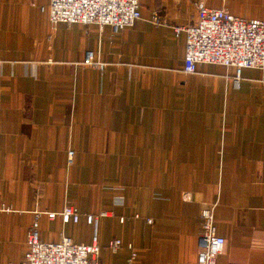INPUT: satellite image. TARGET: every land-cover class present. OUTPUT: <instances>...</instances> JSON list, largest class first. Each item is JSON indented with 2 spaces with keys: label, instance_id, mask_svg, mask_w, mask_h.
I'll return each mask as SVG.
<instances>
[{
  "label": "crops",
  "instance_id": "0c3cea01",
  "mask_svg": "<svg viewBox=\"0 0 264 264\" xmlns=\"http://www.w3.org/2000/svg\"><path fill=\"white\" fill-rule=\"evenodd\" d=\"M198 1L264 21V0H139L140 19L113 33L51 26L49 0H0V264L22 260L37 211L41 239L80 243L95 230L85 213L107 211L100 264H197L208 202L225 240L216 264H264V67H243L238 85L234 66L185 72L174 26ZM66 204L77 221H62Z\"/></svg>",
  "mask_w": 264,
  "mask_h": 264
},
{
  "label": "built area",
  "instance_id": "2783aa9c",
  "mask_svg": "<svg viewBox=\"0 0 264 264\" xmlns=\"http://www.w3.org/2000/svg\"><path fill=\"white\" fill-rule=\"evenodd\" d=\"M43 9V8H42ZM197 16L192 24L174 26L176 35L185 34V54L183 70L193 72L199 64L217 63L234 66L238 85L240 70L243 67H264V21L236 17L222 8L207 7L202 1L196 3ZM48 17L51 26L65 24L109 25L113 33L124 27L133 26L140 19L139 0H49ZM152 21L164 24L160 14L154 13ZM84 62L103 67L94 61L92 51L85 54ZM73 150L68 151L71 162ZM115 202H120L115 197ZM215 202L201 206L198 215V255L197 264H216L217 256L222 252L224 237L216 232L214 221ZM30 223L27 231L23 258L18 264H100L98 260L99 243L97 221L107 211L85 213V219L95 227L90 243L74 241L70 236L61 234L56 241H45L40 237L38 214ZM54 217V211L46 212ZM62 221H77L80 212L71 204H66L58 213ZM135 217L138 216L136 213ZM124 216L120 217L123 220ZM151 222L150 217H146ZM121 246L119 238L108 241L107 247L116 251ZM131 254L129 260L132 259ZM226 264H246L240 261H228Z\"/></svg>",
  "mask_w": 264,
  "mask_h": 264
}]
</instances>
